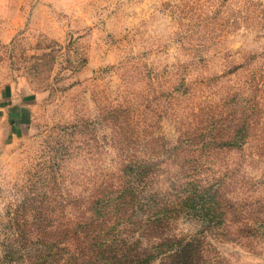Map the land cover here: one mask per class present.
<instances>
[{
	"label": "rangeland",
	"instance_id": "rangeland-1",
	"mask_svg": "<svg viewBox=\"0 0 264 264\" xmlns=\"http://www.w3.org/2000/svg\"><path fill=\"white\" fill-rule=\"evenodd\" d=\"M100 222L126 264H264V0H0V264Z\"/></svg>",
	"mask_w": 264,
	"mask_h": 264
},
{
	"label": "trees",
	"instance_id": "trees-1",
	"mask_svg": "<svg viewBox=\"0 0 264 264\" xmlns=\"http://www.w3.org/2000/svg\"><path fill=\"white\" fill-rule=\"evenodd\" d=\"M140 172H137L138 175ZM208 189L206 187H203V189H198V194H189L186 196V201L191 200L193 203V209L199 212V206L200 208L203 207L202 204L198 205L197 199L199 198L200 200H203V192H207ZM185 201V202H186ZM105 202V201H104ZM107 202V201H106ZM202 203V202H201ZM103 209V205L101 200H96L95 202H92L91 206V216L88 217L86 221H84V227H89L97 222V216L99 217V211ZM132 209V208H130ZM210 208L208 207L207 210H204L205 213H208V210ZM94 215L96 217H94ZM166 220L165 217L159 218V223L162 222L163 220ZM211 219V218H210ZM209 220V219H208ZM129 223L130 220L128 218ZM210 221V220H209ZM221 222V221H220ZM154 223V222H153ZM105 224L104 222H100L98 224V227L100 228H95V232L92 231L91 234H88L87 237L90 240V244L88 245L89 248H86L89 252L85 255H81L79 258L76 256H71L70 258H73V260L66 262L65 264H126L125 263V258L124 254L122 252V247L124 244H122V237L126 234L125 230H120V229H115V225H108ZM192 242V241H191ZM189 241L186 242H180L177 245V248H173L174 245H171V249L169 250V253L167 255L168 261L165 264H195L194 259L192 257V252L193 250V245L195 243H191ZM194 242V241H193ZM32 244H43V241L35 239ZM122 244V245H121ZM44 247V246H43ZM51 249H48L46 253L43 254V256H40L42 252L38 253L37 259L41 258L40 260L44 262V258L47 255L51 254ZM166 257V258H167ZM152 256H147L146 258L144 256H135V259L131 260L130 262H133L137 264H144L148 259H151ZM79 263H77L78 261ZM34 264H42V263H34ZM62 264V263H61Z\"/></svg>",
	"mask_w": 264,
	"mask_h": 264
}]
</instances>
